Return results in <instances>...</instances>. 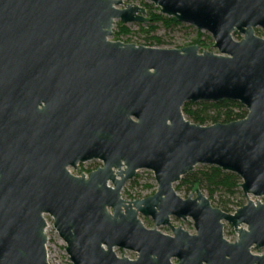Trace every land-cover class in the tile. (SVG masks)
<instances>
[{"label":"water","instance_id":"95a60500","mask_svg":"<svg viewBox=\"0 0 264 264\" xmlns=\"http://www.w3.org/2000/svg\"><path fill=\"white\" fill-rule=\"evenodd\" d=\"M141 1L209 33L217 53L111 41L115 22L146 20L120 0H0V264H59L45 216L72 264H264L253 254L264 203L225 213L201 190L174 189L202 165L264 197V0ZM224 100L245 118L200 126L182 113ZM92 160L101 164L87 175L68 170ZM139 170L155 192L124 199ZM171 218L191 219L195 234Z\"/></svg>","mask_w":264,"mask_h":264},{"label":"trees","instance_id":"16d2710c","mask_svg":"<svg viewBox=\"0 0 264 264\" xmlns=\"http://www.w3.org/2000/svg\"><path fill=\"white\" fill-rule=\"evenodd\" d=\"M146 9L145 26H141L138 33L146 35V41H149L148 46H160L163 41L161 37L154 35L158 29V25L165 29L178 26L175 19L165 17L159 14V9L149 3H142ZM117 32L114 33L113 39L119 41L121 37L133 34L121 22L117 23ZM261 35L260 30L255 31ZM237 33H233V36ZM191 44L199 45L201 52L204 51V45L199 39H196ZM182 113L185 119L193 124L200 126H209L217 123L227 124L242 120L247 115L246 109L235 101L213 102H187L182 107ZM240 178L229 172H223L217 167L199 166L192 172L188 173L175 185V191H181L185 195L201 190L205 193L208 200L216 204V207L225 213L232 211L233 201L241 196ZM239 208L241 203L237 205Z\"/></svg>","mask_w":264,"mask_h":264},{"label":"rangeland","instance_id":"374dc122","mask_svg":"<svg viewBox=\"0 0 264 264\" xmlns=\"http://www.w3.org/2000/svg\"><path fill=\"white\" fill-rule=\"evenodd\" d=\"M123 5L125 4H133L140 7L142 6V3H147L145 1L141 0H120ZM119 8H123V6H119ZM145 17H147L145 15ZM117 22H115L113 26V33L117 32ZM133 34L128 36H123L120 38L119 42L126 43V44H134L144 47H150L148 46V42L146 41V35L138 33L141 26H145V23H132L125 25ZM256 31V30H255ZM256 34V33H255ZM155 36L161 37L163 43L160 46H153V48H160V49H180L186 46H191L194 44H191L196 39H199L204 45V51L211 52V53H217L216 49L213 48V39L211 38V35L205 31H198L196 28L180 23L178 26L170 27L168 29H165L163 26L158 25V29L156 33H154ZM258 37H264V34L261 32V35L256 34ZM233 39L235 41H238L241 39V35L237 34L233 36ZM111 41H115L113 37L110 38ZM199 47V52H201L199 45H196ZM101 162L92 160L83 164H78V167L76 169H70L71 172H82L84 175H87L90 173L91 169L100 165ZM198 165L195 167L198 168ZM175 187V185H174ZM175 189V188H174ZM156 190V184L153 179V175L150 171L146 170H139L135 177L128 181L125 186L122 189V194L124 199L141 196V195H147L152 194ZM178 194H184L181 191H176ZM203 193V192H202ZM185 195V194H184ZM188 195H192L194 197V192L189 193ZM205 195V193H203ZM206 196V195H205ZM253 199L256 201H259L261 203H264V197L255 198L252 196H248L247 198L243 196L241 193V196H238L236 200L233 201V205L231 206L232 211L234 212L239 207L237 206L238 203H241L242 206L247 202L248 199ZM213 207H216V204L212 202ZM217 208V207H216ZM47 219V229H46V236H47V251L48 256H50L53 260H55L59 264H72L69 261L68 256L65 253V244L63 241L58 237L57 233L52 228V220L49 216H45ZM142 220V222L149 228H153V223L150 218L139 216ZM170 224L174 227V224L188 228L191 230L192 234H195V231L193 229L192 221L191 219L187 218L185 221L183 220H177L175 218L170 219ZM163 232H171L168 227L161 226L160 227ZM224 232L225 237L230 239H237L236 232L226 223H224ZM117 253L127 254V255H135L132 252L129 251H123L119 249H114ZM257 251H264V249H259L256 251H253V254Z\"/></svg>","mask_w":264,"mask_h":264},{"label":"flooded vegetation","instance_id":"af4514ba","mask_svg":"<svg viewBox=\"0 0 264 264\" xmlns=\"http://www.w3.org/2000/svg\"><path fill=\"white\" fill-rule=\"evenodd\" d=\"M70 169H72V168H68V170H69V172H70ZM71 173V172H70ZM73 175V174H72ZM178 220V219H177ZM183 221H185V220H183ZM230 226V225H229ZM167 227V226H166ZM223 229H224V227H223ZM170 230V229H169ZM171 231V230H170ZM234 242V241H233Z\"/></svg>","mask_w":264,"mask_h":264},{"label":"built area","instance_id":"2783aa9c","mask_svg":"<svg viewBox=\"0 0 264 264\" xmlns=\"http://www.w3.org/2000/svg\"><path fill=\"white\" fill-rule=\"evenodd\" d=\"M48 227V226H47ZM53 228V227H52ZM47 229V228H46ZM46 231V230H45ZM46 233V232H45Z\"/></svg>","mask_w":264,"mask_h":264}]
</instances>
